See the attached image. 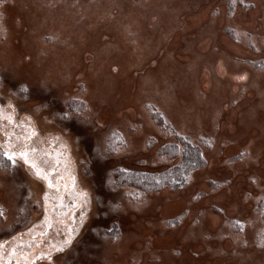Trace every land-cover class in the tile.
<instances>
[{
	"label": "rangeland",
	"instance_id": "374dc122",
	"mask_svg": "<svg viewBox=\"0 0 264 264\" xmlns=\"http://www.w3.org/2000/svg\"><path fill=\"white\" fill-rule=\"evenodd\" d=\"M212 2L31 0L21 8L30 12V23L18 14L19 0L0 2V264H156L166 255L174 257L168 264H264L258 208L264 201V0ZM210 3V20L189 38V15ZM257 7L262 14L253 23ZM24 31L44 45L38 56L24 53ZM223 36L242 54L225 51ZM97 41L102 44L94 49ZM15 45L24 55L12 61ZM182 54L191 58L182 61ZM204 72L211 80L206 91ZM108 73L116 77L105 81ZM121 85L133 115L113 109ZM182 140L197 145L204 158L184 187L143 191L118 184L119 171L157 174L182 164V150L173 156L165 148ZM28 147L59 185L55 192L19 155L15 164L3 155ZM179 200L180 207L167 208ZM184 224L185 235L165 240ZM69 229L75 230L72 243L52 251L49 262L41 253L60 246ZM130 233L141 248L125 249ZM218 257L224 259L215 263Z\"/></svg>",
	"mask_w": 264,
	"mask_h": 264
},
{
	"label": "bare ground",
	"instance_id": "6f19581e",
	"mask_svg": "<svg viewBox=\"0 0 264 264\" xmlns=\"http://www.w3.org/2000/svg\"><path fill=\"white\" fill-rule=\"evenodd\" d=\"M20 1V6H19V9H18V14H21V15H23V16H25L26 15V20L27 21H25L26 23L28 22V23H30L29 21H30V12H28L27 10L26 11H23L21 8H23V5L24 4H28V3H31V0H19ZM214 1H216V0H213V2ZM212 2V3H213ZM261 2V1H260ZM212 3H210V4H208V5H205L201 10H200V12H198V13H196V14H190L189 15V18H188V24H189V34H188V36H189V38H192L193 37V32H194V29H196V28H198L202 23H204V22H206L208 19L210 20V11H211V7L213 6V4ZM263 3V2H262ZM261 14H262V12H261V9L259 8V7H257L255 10H253V12H251V14L250 15H252L251 16V20H252V22L253 23H255L256 21H258V17L259 16H261ZM224 21H225V18H222V19H220V23L222 24V23H224ZM23 31V30H22ZM29 31H30V29H29ZM117 35V34H116ZM23 38H25V41H24V43L22 44L23 45V49H24V53L25 52H28V53H32L33 55H39V52L41 51V49H43L44 48V45L42 44V43H40L38 40H36V35H34L33 33H28V35H26V32L24 31V33H23ZM181 36V35H180ZM111 38H112V40H114L115 38H116V36H115V34H113L112 36H111ZM178 39H179V36H177L176 37V41L175 42H178ZM221 42L223 43V42H225V44H226V48H227V50L226 49H224L225 51H228L230 48L229 47H231L232 49H233V51H235L234 53H236V54H242V52L243 51H241L240 50V48H237V47H235L234 45L233 46H230V43L231 42H228L227 41V39H226V37L225 36H223V38H221ZM102 44V42H100V41H97L96 42V44L94 45V49H98L99 47H100V45ZM177 43H175V45H176ZM206 47V46H205ZM204 47V48H205ZM171 48V47H170ZM15 49H16V51H14V53L10 56V60H18L19 58H21L23 55H24V53H22L21 51H18V49L16 48V45H15ZM220 49L222 50L223 48L222 47H220ZM238 54V55H239ZM67 55V54H66ZM217 55H219V54H217ZM217 55H215V56H217ZM181 56V59H182V61L183 60H189L190 58H191V56L188 54V55H186V54H182V55H180ZM67 57V56H66ZM169 61V60H168ZM173 63H175V60L172 62V61H169V62H165V64H169V66H171V64H173ZM45 64H47V66H49V65H51L52 63H51V61H49V62H46ZM25 67L27 66V67H30L31 66V68L33 69V68H35L36 66H38V63H37V61H25ZM163 66H164V64H162ZM162 68V67H161ZM39 69V68H38ZM123 71H125V70H123ZM122 71V72H123ZM222 67L221 66H218L217 67V72L221 75V73H222ZM124 74H125V72H123L121 75H123V76H119V77H117V80L118 79H123V77H124ZM234 73H231L230 75L232 76ZM84 75L87 77V78H89V79H91V85H92V83H93V87H95L94 88V90H97V89H100L99 88V86H98V82H97V80L96 79H93V82H92V78H93V73H92V71H85V73H84ZM106 76V78H105V81H107V80H112V79H114L116 76H115V74H111V73H108V76L107 75H105ZM104 76V77H105ZM127 76V75H126ZM103 77V78H104ZM210 82H211V80H210V77H209V74L208 73H206V72H204L203 73V75H202V77H201V88L204 90V91H206V90H208L209 89V87H210ZM264 85V84H263ZM104 88H105V86H103ZM102 88V87H101ZM238 88V86L237 85H234V88L233 89H237ZM127 87H123V89H122V85H121V88H120V92H119V96H117L115 99H114V101H113V109H115L114 111L115 112H117L118 114L119 113H124V112H127V113H129V114H131V115H133V113L135 112L134 110H130L129 109V107H128V103H129V99H127L126 97H125V94H126V92H127ZM106 90H107V88H106ZM93 96H96L95 94H93ZM247 99H245V100H243V102L240 104V105H238V107H237V109H235L234 111H233V113L231 114V115H229V117H228V119L230 118V120H233L234 118H236V116H237V114H239L240 113V111H241V109L243 108V107H245V105H247ZM128 108V109H127ZM234 131H237L236 129H232V130H230V132H234ZM217 163L216 164H219V163H221V161H222V159L221 158H218L217 160ZM214 168L212 167L211 169H207V170H204L205 172L204 173H202L203 175H205L208 171L209 172H211L212 170H213ZM260 170H262L261 169V167H255V168H253L252 169V171L253 172H255V173H259V171ZM229 173H230V170L228 171L227 170V172L225 173V175H229ZM246 176V174L244 173V174H241V177H242V179L244 178ZM207 187V185L206 184H204V188H206ZM169 192H172V191H169ZM172 193H177V192H172ZM171 193H166L165 195H170ZM187 194V193H186ZM187 196V195H186ZM214 199H216V198H214ZM219 199H220V197L219 198H217V200L219 201ZM213 199H212V197L207 201L208 203H210L211 201H212ZM221 202H222V200H220ZM223 203V202H222ZM229 203H231V202H227L226 204L228 205ZM173 204H175V206L176 207H180L181 205H182V200H179L178 202H177V204L175 203V202H169L168 204H167V208L170 210V208L173 206ZM202 205L203 206H205L206 205V203H202ZM197 208V207H196ZM166 209V208H165ZM194 209H195V207H194ZM196 211V210H195ZM167 212V211H166ZM193 213H194V211H193ZM192 215H194V214H191V216ZM191 218V217H190ZM187 230H188V228L186 227V225L184 224V225H182L181 227H179V228H177L176 230H174L170 235H168V236H166L165 237V240H167V241H169V240H175V239H177V238H181L183 235H185L186 233H187ZM128 237H129V241H131V242H129L130 243V247H125V249L127 250V248H128V250L130 251V249H131V251L133 250L132 249V247L131 246H136V247H139V248H141L143 245H142V240H139L138 239V241L136 242V244L135 245H133L132 243H134V241H132L133 239H135L136 237H135V235L134 234H129V235H127ZM132 237V238H131ZM229 244V242L226 244V245H228ZM167 246H172V243L170 242V243H167L166 244ZM198 247H200L201 246V244H196ZM230 245V244H229ZM203 246V245H202ZM205 246V245H204ZM203 246V247H204ZM122 251H124V249L122 250ZM261 258V257H260ZM176 259L178 260V261H180V262H182V261H184L183 260V257H182V255H181V257H176ZM224 258H221V257H218V259H216V261H215V263H220L221 262V260H223ZM174 261V257H172V256H170V255H166V258H163L162 259V261H160V263H156V264H168V262L169 261ZM176 260V261H177ZM249 264H255L254 262H250Z\"/></svg>",
	"mask_w": 264,
	"mask_h": 264
},
{
	"label": "trees",
	"instance_id": "16d2710c",
	"mask_svg": "<svg viewBox=\"0 0 264 264\" xmlns=\"http://www.w3.org/2000/svg\"><path fill=\"white\" fill-rule=\"evenodd\" d=\"M165 148L166 151L170 150V154H173V156L182 150V164L157 174H143L132 171L123 173L124 171H119L117 174L122 181H118V184L137 187L143 191H158L164 188L177 190L187 184L188 177L193 170L204 165L200 148L189 141L182 140ZM258 208L261 210L264 219V201L259 204Z\"/></svg>",
	"mask_w": 264,
	"mask_h": 264
},
{
	"label": "snow or ice",
	"instance_id": "6c2138e0",
	"mask_svg": "<svg viewBox=\"0 0 264 264\" xmlns=\"http://www.w3.org/2000/svg\"><path fill=\"white\" fill-rule=\"evenodd\" d=\"M0 2H2V0H0ZM244 77H240V79H243ZM21 91H27V88L26 86H22L21 87ZM11 106V104L9 105ZM67 115V114H65ZM9 119H11V117H9ZM35 131L32 132V135H35ZM7 135H11L10 133L7 134ZM25 140H28L30 139V137L28 136H25L24 137ZM7 147L9 149H12L13 148V145L11 143V141L9 140L8 143H7ZM37 150L35 148H31V147H28V148H25L24 150L20 151L19 153H17L16 151H4L3 152V155L5 157H7L10 161L13 162V164H15V158L19 155L23 161L27 164H30L31 167L35 170L36 174L37 175H43L44 176V179L48 181V186L50 188L52 187H56L58 188L59 185L57 184H53V182L51 180L48 179V175L47 173L44 172V170L37 164V162L35 161V159H31L30 156H29V153H35ZM52 171H55V168L53 167L51 169ZM73 181H74V178H73ZM78 197H80L81 199L84 198L85 194L84 193H78L77 194ZM44 199L45 201H47L48 199V194L47 193H44ZM4 216V210L2 207H0V217ZM84 219V213L82 212L81 213V220ZM75 231L74 229H69L68 230V235L62 240L60 246H57L55 244L51 245V248H50V251L49 252H46V253H41V255L43 257H46L47 260L49 262H52L53 261V256L51 255V252L52 251H58V252H63L64 251V248L65 246L67 245H70L72 243V232ZM261 240L264 241V235L261 236ZM0 247H3V245H0Z\"/></svg>",
	"mask_w": 264,
	"mask_h": 264
},
{
	"label": "flooded vegetation",
	"instance_id": "af4514ba",
	"mask_svg": "<svg viewBox=\"0 0 264 264\" xmlns=\"http://www.w3.org/2000/svg\"><path fill=\"white\" fill-rule=\"evenodd\" d=\"M11 124H14V128L16 129V130H19V129H21L22 128V125L19 123V122H16V121H11ZM54 158H57V159H55V160H60V158H61V156H59V155H55L54 156ZM60 162H58V164H55V166L56 167H60V164H59ZM26 166H29L30 168H31V165L30 164H27L26 163ZM48 168L49 169H52L53 168V165H49L48 166ZM56 169V168H55ZM50 171V173H52L53 171L52 170H49ZM57 171H58V168H57ZM47 186H48V182H47ZM48 188H49V191L50 192H55L56 191V187H52V188H50L49 186H48ZM43 236H45V234L43 235Z\"/></svg>",
	"mask_w": 264,
	"mask_h": 264
}]
</instances>
